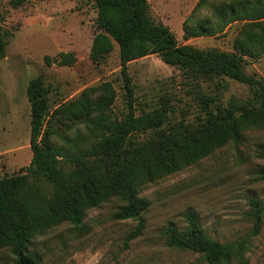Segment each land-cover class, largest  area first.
<instances>
[{"label": "rangeland", "instance_id": "rangeland-1", "mask_svg": "<svg viewBox=\"0 0 264 264\" xmlns=\"http://www.w3.org/2000/svg\"><path fill=\"white\" fill-rule=\"evenodd\" d=\"M15 0H0V27L6 34L5 56L0 59V178L25 169L31 160L29 81L41 78L47 89L48 116L44 127H53L55 145L62 137L83 133V122L57 125L53 110L77 99L90 87L110 82L117 97L111 118L126 113L120 75L118 48L103 61L89 59L96 33V12L88 0H27L15 7ZM227 0H147L156 24L169 28L178 44L198 49L230 51L243 25L233 22L214 34L183 38L189 30L211 15V6ZM59 53H72L70 67L53 63ZM134 85L137 113L157 109L164 102L171 124H195L205 109L221 108L232 99L250 98L248 87L227 78L188 81L180 70L149 55L128 64ZM245 73L264 80V56L248 61ZM137 140L146 134L135 135ZM264 131H245L240 143H229L210 156L177 173L145 185L139 192L145 207L143 230L126 243L136 221H114L111 216L121 201L113 198L87 211L84 221L90 231L76 236L70 225L49 230L35 240V250L43 255L39 264H206L191 251L168 247L163 231L168 225L185 230V214L192 212L202 230L213 240L235 247L221 264H264V211L254 234L256 200L264 208ZM237 250H240L237 253ZM0 264H13V257L0 251Z\"/></svg>", "mask_w": 264, "mask_h": 264}, {"label": "trees", "instance_id": "trees-1", "mask_svg": "<svg viewBox=\"0 0 264 264\" xmlns=\"http://www.w3.org/2000/svg\"><path fill=\"white\" fill-rule=\"evenodd\" d=\"M26 1L15 0L13 5ZM88 1L96 12L89 59L101 62L117 46L126 113L110 117L117 97L110 82L87 88L51 114L57 125L83 122L85 131L62 137V144L55 145L51 141L55 129L44 127L49 112L47 89L41 78L29 81L32 157L25 169L0 178V251L9 252L13 264H39L43 255L35 250V240L61 225H70L76 236L87 235V211L113 198L122 205L111 219L136 221L126 243L136 239L144 226L145 203L139 192L145 185L190 167L229 143H240L249 129L264 131V80L245 73L248 61L264 56V0L212 5L211 15L202 24L184 28L183 38L188 39L242 22L230 51L178 44L168 27L151 19L147 0ZM204 3L199 0L196 9ZM5 39L0 27V59L5 56ZM149 55L178 68L188 81L227 78L248 87L251 96L232 99L223 108H207L193 125L171 124L164 102L157 109L137 113L128 64ZM44 62L70 67L76 58L72 53H59L53 59L45 57ZM142 134L145 139L135 138ZM259 152L264 157V147ZM249 202L255 208L257 234L264 208L256 200ZM185 219V230L168 225L163 231L168 247L197 253L206 264H221L233 255L235 247L209 237L192 212Z\"/></svg>", "mask_w": 264, "mask_h": 264}]
</instances>
